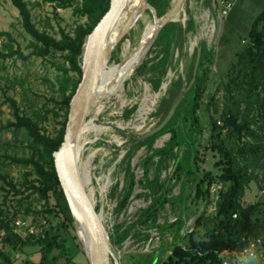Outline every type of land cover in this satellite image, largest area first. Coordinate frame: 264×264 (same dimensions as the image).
I'll list each match as a JSON object with an SVG mask.
<instances>
[{"label": "rangeland", "instance_id": "1", "mask_svg": "<svg viewBox=\"0 0 264 264\" xmlns=\"http://www.w3.org/2000/svg\"><path fill=\"white\" fill-rule=\"evenodd\" d=\"M26 1L36 28L57 40H61L63 35L73 37L80 26L88 24L87 18L76 14V6L60 8L61 0ZM173 2L174 0H169L166 14L160 17L157 14L159 19H163L171 11ZM182 9L187 15V21L172 23L179 30L188 31L181 40L180 48L174 44L168 63L161 64L165 53L162 48L153 47L114 96L98 97L95 103L97 107H94L86 123L92 130L81 135L78 143L81 148L80 160L85 163L88 172L89 192L93 196L97 212L103 216L119 264H134L131 259L137 255H155L163 248L164 239L172 240L170 233L162 236L159 230L136 225L141 213L152 205L153 198L157 196L159 183L165 182L172 169H162L161 157L155 154L169 143L170 136L158 138L153 146L135 151L131 159L126 160L128 151L132 149L131 140L149 134L161 124L163 117L157 114L162 102L169 98V90L177 81L184 79L185 84H188L192 76L194 80L197 50L205 44L215 58H208L197 72V76L206 81V94L198 112L204 131L200 134L193 129L191 137L199 147L202 159L206 158V163L201 165L202 170L219 174L214 166L213 156L206 155V148L210 147L211 117L214 116L212 108L208 112L210 98L227 82L232 63H237L236 56L240 47L246 45L255 19L264 12V0H237L231 9H223L221 13L218 0H211L210 5L205 0H186ZM213 12L217 14V20L214 19ZM125 21L127 20L123 21L122 26ZM153 24V15L147 11L130 34L117 45L107 67L121 66L127 57L138 51L136 60H129L125 64L132 70L151 37L145 34L146 28ZM0 33H7L13 39L10 42L7 37H0V51L8 53V47L11 46L22 51L26 57V60L19 56L0 60V218L9 221L14 232L24 240H32L49 227L48 221L40 214L45 211V203L30 190L32 184L28 186V183L36 179L32 167L13 161L30 160L34 150L25 132H14L7 126L15 121L14 103L22 116L33 118L39 123L44 134L57 137L65 120L62 106L64 73L61 70L69 68V64L66 54L60 52L53 51L46 58L38 56L36 41L25 31L20 13L13 6L12 0H0ZM156 79H161L158 88ZM99 88L102 85L99 84ZM158 93H162L159 106L153 107ZM216 97L220 101L221 110H224L225 92L221 91ZM152 107L153 112L147 114V110ZM215 117L218 119L219 115ZM187 128L192 130L191 123ZM150 158L152 161L147 174L145 164ZM255 175L257 180L247 189L243 199L244 206L264 200V158L256 167ZM133 181L135 187L131 200L121 209V203ZM182 188V184L176 185L170 196L177 199L184 197ZM221 189V185H215L212 189L213 202L207 209L209 215L215 213ZM187 206L188 227H191L205 206L194 198ZM180 214V207L168 204L160 212L158 224L173 223ZM128 230L131 233L127 240L116 243ZM5 236L4 232L0 233V250H4V254L10 257L12 264L40 262V248L27 247L19 254L13 247L4 245ZM76 244L78 243L73 239L69 240L68 256L60 258L58 264L86 263V257ZM59 257L60 252L56 251L52 259ZM0 264L8 262L0 257ZM111 264L116 263L112 261Z\"/></svg>", "mask_w": 264, "mask_h": 264}, {"label": "trees", "instance_id": "2", "mask_svg": "<svg viewBox=\"0 0 264 264\" xmlns=\"http://www.w3.org/2000/svg\"><path fill=\"white\" fill-rule=\"evenodd\" d=\"M205 1L210 5L211 0ZM60 2V8L76 6V14L87 18L88 24L80 26L73 37L63 35L61 40H57L36 28L26 0H12L13 6L20 13L25 31L36 41L38 56L46 58L53 51L60 52L66 54V61L69 64V68L61 70L64 73L62 106L65 111V120L58 136L53 138L44 134L39 123L33 118L22 116L14 103L15 121L7 126L14 132H25L32 143L34 153L31 159L14 160L13 163L32 167L36 179L28 183V186L32 184L30 190H33L45 203V211L40 214L49 224L40 236L33 237L32 240H24L14 232L9 221L0 218V233L6 234L3 240L4 245L13 247L12 249L19 254H22L23 249L27 247L40 248V262L25 264H58L60 258L64 259L68 256L70 239L78 243L77 247L85 256L75 234L74 221L53 156L64 141L70 104L82 81L81 56L85 39L110 10L111 0H61ZM148 2L156 9L159 17L166 14L169 0H148ZM177 27L172 23L167 25L153 46L162 48L165 53L161 64L168 63L173 45L180 48L181 40L188 32L179 30ZM154 28L155 24L147 27L145 34L151 35ZM0 37H7L10 42L13 41L7 33H0ZM263 41L264 12L255 19L246 45L240 47L236 56L237 63H232L227 82L222 84L216 95L210 98L208 112L212 108L214 116L211 117L210 147L206 148V155L213 156L214 166L219 174L202 170L201 165L206 163V158L202 159L201 151L191 137L193 129L200 134L204 131L198 112L206 94V81L200 76H197L191 89L189 87L193 83V76L188 84H185L184 79H180L169 90V98L164 99L157 114L163 117L161 123L167 117L181 91L187 92L176 115L162 131L145 141L141 140L142 137L131 140L132 149L128 151L126 160H130L135 151L145 146H153L158 138L169 135V143L155 154L161 157L162 169L168 168L169 171V168H172L165 182L159 183V192L153 198L152 205L141 213L136 224L159 230L162 236L170 233L172 240L164 239L163 248L158 253L137 255L131 259L132 263L264 264V200L249 206L243 205L247 189L257 180L255 169L264 158ZM201 47L203 55L200 68L208 58L212 60L215 58L214 53L207 50L205 44ZM16 56L26 60L22 51L15 50L14 47L9 46L8 53L0 51V60H9ZM160 82L161 79H156V88L159 87ZM221 91L225 92L224 110H221L220 101L216 97ZM216 115H219L218 119ZM228 117H232L240 126L247 125L241 137L237 130L227 128ZM189 123L192 127L190 131L187 128ZM84 129L87 133L92 130V127L88 124ZM151 161L152 158L145 164L147 174H149ZM148 184L151 189L150 182ZM179 184H182L184 197L179 199L171 197L173 189ZM215 185H221L222 189L219 191L215 213L209 215L207 209L213 202L212 189ZM134 187L135 181L132 182L124 197L121 209L129 204ZM11 188L15 189L13 185ZM192 198L196 202H202L205 208L193 225L188 227L187 204ZM168 204L180 207L181 214L175 222L160 225L158 224L159 214ZM130 233L131 231L128 230L115 242L126 241ZM259 242L261 245L257 259L247 258L246 250ZM56 251L60 252V257L52 259ZM0 257L4 258L8 264H12L10 257L4 254V250H0ZM85 264H89L88 261Z\"/></svg>", "mask_w": 264, "mask_h": 264}, {"label": "water", "instance_id": "3", "mask_svg": "<svg viewBox=\"0 0 264 264\" xmlns=\"http://www.w3.org/2000/svg\"><path fill=\"white\" fill-rule=\"evenodd\" d=\"M185 1L179 0L175 5L173 4L171 11L163 19H159L156 10L149 4L148 0H143L141 11L136 13L134 19L126 24L113 40L111 37L114 36V30L126 12L129 0H111L110 10L93 32L85 39L81 56L82 81L70 104L64 141L53 157L56 171L74 221L77 237L89 264H111L112 261L119 264L113 252L112 242L104 225L103 216L97 212L93 196L87 189L88 184L86 185V182L81 180L77 165L76 149L82 130L88 122V118L99 97V74L103 67H107L111 54L117 45L130 34L143 15L147 11H150L154 18L155 34L147 45L142 57L131 70L132 75L150 53L161 31L167 25L177 22L174 21V16L184 7ZM213 17L217 20L215 12H213ZM142 44L143 42L139 49ZM202 55L203 49L199 47L197 50L194 80L189 89L192 88L196 81ZM125 82L124 80L121 84L122 87ZM186 92V90L181 91L161 125L149 134L144 135L141 140L156 135L169 124L183 103ZM226 124L228 129L237 130L239 137L247 129L246 124L240 126L232 117L226 119Z\"/></svg>", "mask_w": 264, "mask_h": 264}, {"label": "bare ground", "instance_id": "4", "mask_svg": "<svg viewBox=\"0 0 264 264\" xmlns=\"http://www.w3.org/2000/svg\"><path fill=\"white\" fill-rule=\"evenodd\" d=\"M178 1L179 0H174L173 4L175 5V3H177ZM142 8H143V0H129V5H128L127 9H126V12L122 16V18H121L119 24L117 25L116 29L114 30V32H115L114 36L111 37V38H113V40L118 36L120 31L123 29V27L134 19V17L136 16V13L141 11ZM187 19H188L187 15L185 14L184 9H182V8L174 16V21H177V22H179V21H185L186 22ZM124 20H127V21H125V24H123V26H122V23H123ZM155 29L156 28H154V30H153V32L151 34V37H150V39L148 40V42H147V44L145 46V49H146L147 45L149 44V42L151 41L152 37L154 36ZM145 49H144V51H145ZM137 54H138V51L133 53L130 57H127L125 59V62L121 66L105 67V68L103 67L102 68V70H101V72L99 74V76H100L99 84L102 85V88L98 87V89H99V97L109 98L112 95L114 96L116 94V92L118 90H120V88L122 87L121 84L123 83V81L124 80L126 81L131 76V73H132L130 68L127 67L125 64H127L129 62V60H131L132 62L135 61L136 57H137ZM104 75H105V77H104ZM165 87H166V84L163 86V90L165 89ZM161 96H162V93H158V95L155 96L157 99L154 100V102L152 104L153 107L154 106L155 107L159 106L158 104H159V100H160ZM95 107H97V106H95ZM153 107L147 110V114L153 112ZM87 125L88 124H86L85 127ZM84 128H83L84 132H82V134H81L82 136L84 134H86ZM98 130L99 129H97V131ZM76 150H77V165H78L79 176H80L81 180L86 182V185L87 184L89 185V178L87 177L88 176V172H87V169H86V165H85L84 162H82V160H80L81 148H79L77 146ZM88 185H87V189L89 191Z\"/></svg>", "mask_w": 264, "mask_h": 264}, {"label": "built area", "instance_id": "5", "mask_svg": "<svg viewBox=\"0 0 264 264\" xmlns=\"http://www.w3.org/2000/svg\"><path fill=\"white\" fill-rule=\"evenodd\" d=\"M237 0H218L220 13L223 9H231ZM261 242L253 244L245 252V256L251 260H255L258 257V250L260 248ZM247 264V263H242Z\"/></svg>", "mask_w": 264, "mask_h": 264}]
</instances>
